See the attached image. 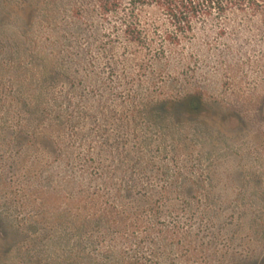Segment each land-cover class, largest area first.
<instances>
[{
    "label": "rangeland",
    "instance_id": "obj_1",
    "mask_svg": "<svg viewBox=\"0 0 264 264\" xmlns=\"http://www.w3.org/2000/svg\"><path fill=\"white\" fill-rule=\"evenodd\" d=\"M123 14L0 0V264H264L259 17Z\"/></svg>",
    "mask_w": 264,
    "mask_h": 264
},
{
    "label": "trees",
    "instance_id": "obj_2",
    "mask_svg": "<svg viewBox=\"0 0 264 264\" xmlns=\"http://www.w3.org/2000/svg\"><path fill=\"white\" fill-rule=\"evenodd\" d=\"M146 4L163 7L166 13L175 19L177 24L175 31L180 34L192 31L190 26L192 20L209 16L213 10L218 14H224L232 9L249 10L259 17L264 28V0H97L98 12L105 18L110 14L118 15L121 11H125L123 15L126 17L133 16L135 7ZM123 34L130 42L140 41L141 31L131 24L125 25ZM197 101L194 96H190L184 102H187L186 105L194 111L197 109Z\"/></svg>",
    "mask_w": 264,
    "mask_h": 264
}]
</instances>
